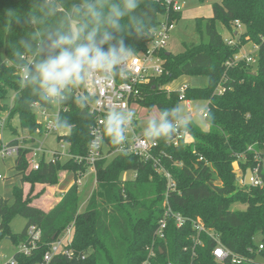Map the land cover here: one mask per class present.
<instances>
[{
    "label": "trees",
    "instance_id": "obj_1",
    "mask_svg": "<svg viewBox=\"0 0 264 264\" xmlns=\"http://www.w3.org/2000/svg\"><path fill=\"white\" fill-rule=\"evenodd\" d=\"M37 2L0 0V56L7 61L0 63V118L8 112L6 126L12 132H17L13 127L15 117L22 130L35 133L40 128L36 112L27 104L36 98L30 89L19 86L18 70L12 62V52L19 41L29 39L27 33L35 30L26 24V18ZM72 2L60 0V10ZM165 13L164 3L141 0L134 15L146 21L147 31L139 36L124 35L125 44L133 47L134 53L145 50ZM182 17L181 12L173 15L177 21ZM237 20L243 26L238 33ZM218 22L235 43L225 41L217 29ZM195 25L201 42L185 44L179 53L162 50L166 73L143 85L144 94L139 99V105L149 109L172 108L180 105L182 99L178 88L167 89L170 82L187 74L208 77L207 87L189 86L185 92L186 99L208 101V129L191 120L188 130L194 137L193 143L169 145L168 140L161 139L155 151L168 154H162L161 159L177 181V190L169 194L168 201L173 212L188 218L185 223L179 226L176 218L169 216L166 238H156V229L165 213L167 180L156 171L152 161L124 153L111 160L107 156L98 160L97 187L86 209L80 211L77 181L90 165L75 158L56 163L42 159L40 168L33 169L31 150L21 148L13 168L21 176L20 182L12 187V199L0 197V239L8 236L17 246L27 243V230L32 224L41 229L42 236L30 255L16 251L13 263L7 264H42L49 244L72 223V255L55 256L49 264H255L258 254L264 257V250L256 251L258 239H264V184L240 186L234 170V163H239L246 173L257 164L255 154H264V0L216 1L213 15L198 16ZM250 42L259 46L256 63L241 61L228 65ZM218 86L224 87L222 94L215 93ZM64 103L68 108L59 117L69 121L65 139L72 154L84 156L96 116L88 108L78 107L72 99ZM105 139L109 151L118 146L106 135ZM238 155H242L241 160ZM62 170L72 172L75 181L60 201L49 211L33 206L30 193L34 185H58ZM128 171L134 176L124 179L122 175ZM262 175L264 179V172ZM25 182L31 184L26 194ZM234 204H244L246 208L234 209ZM18 214L27 219V224L22 232L14 233L11 223ZM197 217L214 233H200L201 242L195 239L197 231L192 222ZM218 242L246 260L219 261L213 253ZM154 245L156 254L150 258L149 248Z\"/></svg>",
    "mask_w": 264,
    "mask_h": 264
},
{
    "label": "clouds",
    "instance_id": "obj_2",
    "mask_svg": "<svg viewBox=\"0 0 264 264\" xmlns=\"http://www.w3.org/2000/svg\"><path fill=\"white\" fill-rule=\"evenodd\" d=\"M140 4L141 0H73L61 11L60 0H38L26 18L35 30L12 52L19 86L30 89L36 98L27 101L28 107L35 111L72 99L78 107L87 108L96 99L97 88L116 75L126 76L124 69L135 49L125 44L123 36L144 35L148 27L134 15ZM0 63L7 61L0 56ZM135 116L131 109H109L104 134L114 145H123ZM190 123L191 117L178 104L149 116L143 134L153 141L168 140L178 129L187 130ZM69 126L59 116L50 124L56 131ZM91 134L89 150L98 151L103 137Z\"/></svg>",
    "mask_w": 264,
    "mask_h": 264
},
{
    "label": "built area",
    "instance_id": "obj_3",
    "mask_svg": "<svg viewBox=\"0 0 264 264\" xmlns=\"http://www.w3.org/2000/svg\"><path fill=\"white\" fill-rule=\"evenodd\" d=\"M166 5V13L162 16L159 25L154 29L152 38L147 42V47L145 50H142L138 53H134L132 58L127 62V67L124 69L126 76L123 78L119 75L114 76L107 84H104L97 88L96 90V99L87 107L89 113L96 116V121L90 129V141L94 138L91 134L95 132L96 135L103 137V143L101 144L98 151H90L89 143L87 147L86 155H74L70 152L69 144L65 139V136L68 135L69 129H62L56 131L54 128L50 127L51 122L60 116L62 111H66L68 106L63 103L55 107L52 106H43L38 107L35 112L37 114V122L40 124V128L37 129L35 133H30L27 130V133L23 134L17 138L16 143H4L2 141V147L0 148V158L5 160L8 157L14 156L17 157L21 148H29L31 150L30 161L33 169H39L41 161L37 160L39 154H42L44 159L46 155L49 154V159L47 162L56 163L62 159L75 158L77 161H85L90 165V168L95 169V164L98 160L107 156V151L109 155L115 156L120 153L124 154H135L141 157L144 161H152L156 171L164 176L167 180V191L166 199L164 202L165 213L163 218L159 221V225L156 229L155 236L159 239L166 238V228H167V218L173 216L176 218L178 225L182 226L185 221L188 219L179 213L173 212L168 197L169 194L177 190V181L174 178L171 171L167 169L165 164L161 159V155L167 156L168 154L164 151H161V154H156L155 151L159 147L158 140H149L144 136V132L138 131V119L137 115L135 116L133 122L128 126L127 132V141L123 145H118L111 151L108 149V143L105 139V134L103 131V121L105 113L109 109H131L135 111L134 106L139 105V99L143 97L144 90L143 85L150 82L153 78L159 77L166 73L165 60L161 55L162 50L168 48L170 44L172 31L175 29L178 21L173 18V15L177 13H183L184 7L186 5V0H157ZM62 10V8H61ZM236 32L242 30V24L237 20L235 22ZM225 41L229 44L235 43V39L230 36H224ZM259 46L254 44L252 51L244 50V47L240 50L239 53L235 54L234 58L231 61H228V65L238 64L241 61H247L250 63H256L257 58L255 50L258 52ZM255 54V55H254ZM19 74V71H18ZM188 83H183L178 88L181 92L180 99L186 101L189 107V114L191 117L196 115H201L203 119L206 118L208 111V104L205 109L194 111L191 107V100L185 98V92L189 88ZM168 90H172L167 86ZM224 92V87L218 86L215 90V93L222 94ZM79 94V93H77ZM15 94L12 96L11 104L13 102ZM39 104V102L37 101ZM136 113V112H135ZM7 116H2L0 118V127L1 130L6 128ZM26 130H23V133ZM45 135L58 134V141L61 144L62 150H48L45 148L44 141L40 143V147L35 149L32 147V143L36 140V135ZM130 137V139H128ZM180 142L184 143H193L194 137L192 133L187 129H178L174 135L168 139L169 145H178ZM249 150H254L253 147H250ZM108 157V156H107ZM239 160H241L242 155H238ZM203 158L201 157V160ZM256 166L252 169L251 183L247 184L246 182V173L238 176V183L240 186L246 185H260L264 184V179L262 172H264V154L256 153ZM177 164H181L176 162ZM4 178L0 174V179ZM78 184L81 183L80 178L77 181ZM193 227L197 231L195 237L197 242H201L200 233L208 232L212 236L214 235L211 228H208L203 220L200 217L192 219ZM74 223L69 225L62 235L52 241L49 244L47 251L44 254L42 264H49L50 261L58 255H69L71 256L73 251L69 248L73 235H74ZM28 242L22 243L20 246L19 252H22L26 255H30L32 251L37 247L38 242L41 239L42 231L39 227L32 224L27 230ZM217 238V235L215 236ZM258 248L257 252H262L264 250V239H258L257 241ZM213 253L215 257L222 262L231 260L232 262L241 263L246 260L242 256H237L231 249L227 248L220 242L214 248ZM156 254L155 245L149 248V257L152 258ZM13 263V258L10 261ZM255 264H264V257L260 254L257 255L254 261ZM7 264V263H6Z\"/></svg>",
    "mask_w": 264,
    "mask_h": 264
},
{
    "label": "rangeland",
    "instance_id": "obj_4",
    "mask_svg": "<svg viewBox=\"0 0 264 264\" xmlns=\"http://www.w3.org/2000/svg\"><path fill=\"white\" fill-rule=\"evenodd\" d=\"M216 1L221 0H205L201 2L200 0H186V5L183 11V17L181 20L178 21L175 29L172 31L170 44L168 45V51L172 53H179L185 49V44L190 43H199L201 42V37L197 32V28L195 25V19L198 16L210 17L213 15V4ZM218 31L223 35L228 37V30L223 26L222 23H217ZM254 43L250 42L245 47L244 50L252 51ZM257 50H255V54ZM254 54V55H255ZM255 70L256 67H253ZM183 83H188L192 87H207L208 86V77L205 74H187L182 75L178 79L170 82L168 86L171 89H177ZM12 99V96H11ZM191 107L194 111H199L205 109L208 101L207 100H191ZM180 106L184 110V112L190 116L189 107L186 101H182ZM137 119H138V131L144 132V128L146 126V120L149 116L158 115L160 111L157 108L149 109L143 105L134 106ZM7 112L3 113L2 116H6ZM191 117V116H190ZM191 120L200 126L202 129L207 130L208 123L205 119L202 118L201 115H196L191 117ZM13 127L17 128V132H12L10 128L6 126L4 130L0 131V139L4 143H9L12 140L19 138V136L23 135V130L19 126L18 117L13 119ZM27 133V130L24 131ZM58 134H50L48 136L43 135H36V140L32 143V147L35 149L40 147V143L44 141L45 148L48 150H62L61 144L59 143ZM130 139V137L128 138ZM107 156L111 160L112 155L108 154ZM49 154L45 156V160H48ZM42 154H39L37 157L38 161H41ZM15 157L11 156L6 158L5 160L0 158V174L4 177L0 179V197L4 198H11L12 199V187L14 184H18L20 182V175H17V171L12 168L14 164ZM69 159H62L61 162H65ZM109 160V161H110ZM234 170L237 175L240 177L244 172L240 168L239 163H234ZM134 173L132 171L125 172L122 177L124 179L132 178ZM81 183L79 184V204H80V211H84L87 207V202L89 197L91 196L94 189L97 187V179H96V170L94 168H89L88 172L80 177ZM74 181L73 173L70 171L62 170L59 173V183L61 190H65L72 182ZM74 183V182H73ZM42 184V185H41ZM239 184V183H238ZM41 185V186H40ZM240 185V184H239ZM24 186V193H28L31 190V184L29 182H25ZM55 186L43 183H36L34 185L33 190L30 193L32 198V202L37 198H46L48 194H51L50 190L47 187ZM58 186V187H59ZM57 194H54V198L62 197V193H60L59 188ZM48 202H50L47 207H51L52 199L51 197H47ZM53 205V204H52ZM234 209H245L246 205L244 204H234ZM27 224V219L23 216L18 214L15 216L11 223V230L14 233H20L24 230ZM20 250V246L15 245L12 240L8 237H2L0 239V264H6L10 262L14 256L16 251Z\"/></svg>",
    "mask_w": 264,
    "mask_h": 264
},
{
    "label": "crops",
    "instance_id": "obj_5",
    "mask_svg": "<svg viewBox=\"0 0 264 264\" xmlns=\"http://www.w3.org/2000/svg\"><path fill=\"white\" fill-rule=\"evenodd\" d=\"M208 129V128H207ZM23 134H25V132L23 133ZM20 137V136H19ZM15 159H16V157H15ZM15 161V160H14ZM12 168H14V164L12 165ZM74 176V175H73ZM74 181H75V179H74ZM73 181V182H74ZM73 182L65 189V190H61V188H60V186L59 185H55V186H51V187H47L49 190H50V192H51V194H48L47 196H46V198H44V199H42V198H37V199H35L31 204L33 205V206H36V207H39V208H41V209H43V210H45V211H49L51 208H53L59 201H60V199H61V197L59 196V197H56V198H54V194H57L58 192V190H56L57 188H59V190H60V193H64V192H66L69 188H70V186L73 184ZM42 185V184H41ZM40 185V186H41ZM59 186V187H58ZM47 197H51V201H52V203H51V207H47V205L50 203V202H48V200H46L47 199ZM53 204V205H52ZM50 205V204H49Z\"/></svg>",
    "mask_w": 264,
    "mask_h": 264
},
{
    "label": "water",
    "instance_id": "obj_6",
    "mask_svg": "<svg viewBox=\"0 0 264 264\" xmlns=\"http://www.w3.org/2000/svg\"><path fill=\"white\" fill-rule=\"evenodd\" d=\"M251 175H252V169L251 168H249L248 170H247V173H246V182H247V184H250L251 183ZM2 235V232H0V236ZM55 239V236H53V240Z\"/></svg>",
    "mask_w": 264,
    "mask_h": 264
}]
</instances>
